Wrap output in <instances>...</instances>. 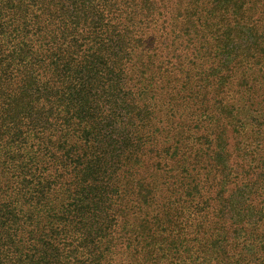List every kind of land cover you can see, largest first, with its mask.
Returning a JSON list of instances; mask_svg holds the SVG:
<instances>
[{
  "label": "trees",
  "instance_id": "1",
  "mask_svg": "<svg viewBox=\"0 0 264 264\" xmlns=\"http://www.w3.org/2000/svg\"><path fill=\"white\" fill-rule=\"evenodd\" d=\"M0 264H264V0H0Z\"/></svg>",
  "mask_w": 264,
  "mask_h": 264
}]
</instances>
